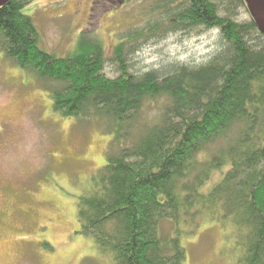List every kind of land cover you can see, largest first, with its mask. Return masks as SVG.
Wrapping results in <instances>:
<instances>
[{
  "label": "trees",
  "instance_id": "obj_1",
  "mask_svg": "<svg viewBox=\"0 0 264 264\" xmlns=\"http://www.w3.org/2000/svg\"><path fill=\"white\" fill-rule=\"evenodd\" d=\"M32 1L0 9V53L34 76L55 114L98 120L110 136L106 162L76 204L78 234L108 264H186L183 240L209 222L234 229L236 264H264V36L251 18L236 20L238 9L247 12L243 1L154 0L160 17L115 46L112 79L91 41L82 39L65 58L43 51L23 14ZM198 28L220 38L205 64L129 72L125 42L146 30ZM158 104V119L140 125L134 138L142 113ZM214 173L220 179L203 192Z\"/></svg>",
  "mask_w": 264,
  "mask_h": 264
},
{
  "label": "rangeland",
  "instance_id": "obj_2",
  "mask_svg": "<svg viewBox=\"0 0 264 264\" xmlns=\"http://www.w3.org/2000/svg\"><path fill=\"white\" fill-rule=\"evenodd\" d=\"M153 1L33 0L23 14L32 19L40 48L58 58L73 53L82 39L97 44L105 58L103 73L112 79L118 73L115 46L160 17L151 9ZM249 19L244 9L237 10L238 22ZM146 34L125 42L132 74L170 64L198 67L220 47L215 29ZM160 105L142 113L134 138L140 125L158 119ZM109 140L98 120L81 122L55 114L34 76L0 53V264H81L85 258L108 264L93 241L78 234L76 204L105 164ZM219 179L212 174L203 192ZM206 223L182 242L186 264H236L241 249L234 229Z\"/></svg>",
  "mask_w": 264,
  "mask_h": 264
},
{
  "label": "water",
  "instance_id": "obj_3",
  "mask_svg": "<svg viewBox=\"0 0 264 264\" xmlns=\"http://www.w3.org/2000/svg\"><path fill=\"white\" fill-rule=\"evenodd\" d=\"M10 0H0V9ZM258 31L264 36V0H242Z\"/></svg>",
  "mask_w": 264,
  "mask_h": 264
}]
</instances>
